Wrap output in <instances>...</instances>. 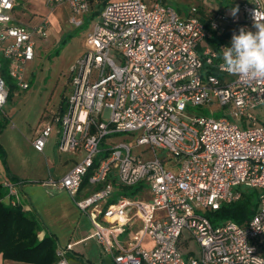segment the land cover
I'll list each match as a JSON object with an SVG mask.
<instances>
[{
    "label": "built area",
    "instance_id": "built-area-1",
    "mask_svg": "<svg viewBox=\"0 0 264 264\" xmlns=\"http://www.w3.org/2000/svg\"><path fill=\"white\" fill-rule=\"evenodd\" d=\"M167 1L43 0L50 10L67 5L75 27L92 12L98 20L72 69V94L31 144L43 152L56 131L57 151L83 152L82 160L48 182L73 199L85 184L100 186L75 201L90 217L91 237L115 264H264V119L253 114L264 108V79L241 80L219 67L232 33L256 31L252 12L264 20V0H244L240 15H203L195 6L184 17ZM15 7V0H0V109L8 97L3 64L27 90L32 36L46 37L49 25L47 17L32 29L16 23ZM213 101L227 116L185 111ZM120 132L137 133L135 145H147L152 157L131 154L132 145L123 141L100 149L103 138ZM158 148L167 155H157ZM22 183L2 182L7 203H20ZM140 184L135 195L120 193ZM239 187L258 191L255 213L245 224L212 223L206 212L239 200ZM185 229L198 243L197 258L185 259L181 251L188 245ZM123 234H130L126 241ZM147 237L152 244L145 247ZM72 246L58 248L54 264H69L65 254Z\"/></svg>",
    "mask_w": 264,
    "mask_h": 264
},
{
    "label": "rangeland",
    "instance_id": "rangeland-1",
    "mask_svg": "<svg viewBox=\"0 0 264 264\" xmlns=\"http://www.w3.org/2000/svg\"><path fill=\"white\" fill-rule=\"evenodd\" d=\"M144 1L148 4L152 2L150 0ZM243 1L168 0L167 3L174 10L180 12L198 6L209 12L231 16L232 9L237 5L239 6ZM15 3L16 7L12 10L11 16L16 23L32 29L43 18L47 17L49 25L46 29V37L36 34L32 36L35 45L34 58L26 64L24 71L25 80L29 83L27 90L18 88L13 79L8 76L5 77L8 97L4 107L0 109V149L4 155L2 157L0 152V171L14 177L17 176L19 180L28 181L33 178L45 182L50 181L52 177L59 179L65 171V166L58 159L59 157L62 158V155L59 154L55 145L57 133L52 131L43 153L34 149L31 139L38 135V130L42 124L48 122L65 98L72 94L73 87H71L70 80L72 69L85 53L86 48L83 39L88 33V28L92 27L98 20V15L95 17L85 15L83 24L80 27H75L69 22V14L64 16L60 14V17L56 18L55 14L57 13H53L55 9H53L54 11L50 10L43 0H15ZM240 14L239 8L236 15ZM232 35L230 36L231 39ZM185 111L189 114H202L213 118L227 116V111L218 107L215 101L206 105H188ZM253 114L264 119V108L254 110ZM259 123L257 121V124ZM248 125L251 126V123ZM137 135V133L120 132L107 136L100 141V149L104 151L105 148L123 141L132 145L131 154H142L143 158H151V150L147 149V145H135ZM156 154L166 156L167 152L158 148ZM168 163L173 165L174 157H171ZM53 191L55 189L47 191V193ZM197 211L204 214L208 210ZM182 240L188 242L187 246H181L185 259L189 257V254L196 258L199 257L198 243L191 238L187 229L183 231Z\"/></svg>",
    "mask_w": 264,
    "mask_h": 264
},
{
    "label": "crops",
    "instance_id": "crops-1",
    "mask_svg": "<svg viewBox=\"0 0 264 264\" xmlns=\"http://www.w3.org/2000/svg\"><path fill=\"white\" fill-rule=\"evenodd\" d=\"M196 8L203 15L210 14L211 12L206 11L204 8H199L198 6H196ZM54 9L55 11L53 10V13H57L55 14L56 18H59L60 14L62 16L69 14L67 5L58 6ZM177 12L180 17H184L188 15L189 10L187 9ZM91 15H94L93 12ZM90 28L91 27L88 28V32L91 30ZM205 44L206 42L201 43L200 47ZM59 154L62 155V158L59 157L58 159L62 162V165L65 166L64 174L75 162L82 160L83 157L82 151L72 153L59 152ZM16 179L19 180L17 176L14 177L0 171V183L5 180L12 181ZM99 187L100 186L85 184L74 196V199L65 190L50 184L48 181L43 182L41 180L30 178L28 181L23 180L22 185L19 187L20 203L23 204L25 210L33 211L36 214V217H38L42 226V230L38 236L39 239H42L48 232L55 238L58 248H65L66 244L73 245V248L68 250L65 254L69 264H115L113 258L104 252L102 246L91 237L92 225L90 217L80 211L75 201V199L87 197ZM53 189H55V191L47 193V191H52ZM3 201L5 203L8 202L6 198H4ZM129 236L130 234H123L121 239L123 238V240L125 239L126 241ZM151 244L152 242L148 237L143 240V245L145 247H148ZM5 262L9 264H30L22 261L16 262L8 259L3 260L0 255V264H4Z\"/></svg>",
    "mask_w": 264,
    "mask_h": 264
},
{
    "label": "trees",
    "instance_id": "trees-1",
    "mask_svg": "<svg viewBox=\"0 0 264 264\" xmlns=\"http://www.w3.org/2000/svg\"><path fill=\"white\" fill-rule=\"evenodd\" d=\"M2 75L8 76L5 63L2 67ZM0 152L4 157L1 149ZM142 187V184L138 187H122L120 193L128 196L135 195ZM239 192L241 194L239 200L222 203L217 210L206 212L212 223L230 220L245 224L255 213L258 191L249 187H239ZM6 194L7 190L0 183V255L3 260L30 264H54L58 260V245L55 238L47 232L42 239H39L42 226L36 214L25 210L22 203H5L3 199ZM111 200L113 201L114 198Z\"/></svg>",
    "mask_w": 264,
    "mask_h": 264
},
{
    "label": "clouds",
    "instance_id": "clouds-1",
    "mask_svg": "<svg viewBox=\"0 0 264 264\" xmlns=\"http://www.w3.org/2000/svg\"><path fill=\"white\" fill-rule=\"evenodd\" d=\"M237 5L232 9L235 16ZM258 10L252 12L255 32L240 28L239 34L232 35L231 46L221 48L219 65L222 71L236 75L241 80L264 79V20Z\"/></svg>",
    "mask_w": 264,
    "mask_h": 264
}]
</instances>
